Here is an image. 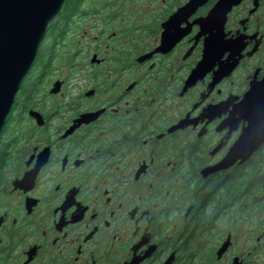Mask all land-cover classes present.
<instances>
[{
  "label": "flooded vegetation",
  "instance_id": "af4514ba",
  "mask_svg": "<svg viewBox=\"0 0 264 264\" xmlns=\"http://www.w3.org/2000/svg\"><path fill=\"white\" fill-rule=\"evenodd\" d=\"M191 1L121 0L110 98L96 84L71 97L73 72L52 84L68 95L52 112L35 98L23 108L18 97L45 71L30 68L0 132V264L257 263L264 142L214 169L264 130V0ZM62 21L49 22L37 55ZM27 118L38 140L21 157L14 134Z\"/></svg>",
  "mask_w": 264,
  "mask_h": 264
},
{
  "label": "rangeland",
  "instance_id": "374dc122",
  "mask_svg": "<svg viewBox=\"0 0 264 264\" xmlns=\"http://www.w3.org/2000/svg\"><path fill=\"white\" fill-rule=\"evenodd\" d=\"M120 3L121 0H87L83 3L82 10L75 17L76 22H71L70 29L73 28L72 33L59 35L56 39V54L51 60H45L46 69L43 71V81L34 96L36 101L42 103L40 109L50 113L52 112L51 107L56 102L62 103L68 97L66 86L63 91L56 95L51 94L50 90L56 80H65L66 76H72L73 72L76 73L74 77H80L81 80L77 84V89L71 92V97L73 94L88 89L92 84H96L100 88L102 95L100 94L99 98L112 97L110 80L107 79L110 77V68H114V14ZM65 9L67 11L69 7ZM47 50L48 45L45 42L42 44L40 51ZM95 54L98 59H104L102 64L91 63ZM48 56L50 55L48 54ZM36 75H40V72H37ZM92 79H95V82H91ZM43 101H46V103L44 104ZM38 130L39 128L35 126L32 120L29 118L27 120L23 119L15 130L14 137L19 142L12 149L13 152L18 150L21 157L28 154L36 145L38 135L34 133ZM20 161V158L13 160V164L8 167V170L16 172ZM7 175L11 174L7 173ZM262 189L260 201L264 209V187ZM251 222L255 223V220H251L249 223ZM255 235L252 236L248 233L246 241L256 242L258 234ZM262 241L263 251L258 256L256 264H264V240ZM240 242L243 244L238 239V247H241Z\"/></svg>",
  "mask_w": 264,
  "mask_h": 264
},
{
  "label": "water",
  "instance_id": "95a60500",
  "mask_svg": "<svg viewBox=\"0 0 264 264\" xmlns=\"http://www.w3.org/2000/svg\"><path fill=\"white\" fill-rule=\"evenodd\" d=\"M64 2L65 0H0V132L20 85L36 59L46 28L59 13ZM203 2L192 0L190 6L196 7ZM226 2L227 0H223L221 3L226 4ZM216 12L213 13L216 15ZM93 62L99 63L96 56ZM59 87V84L56 85L52 92H59ZM30 115L35 117L33 112ZM263 142L264 130L245 134L241 142L232 149L229 157L214 170L228 168L238 159L245 161ZM37 172L36 168L26 173L24 179L16 182L15 185L25 188L24 186L34 182ZM230 243V240L226 241L220 249V255L228 249ZM234 264L239 263L236 260Z\"/></svg>",
  "mask_w": 264,
  "mask_h": 264
},
{
  "label": "trees",
  "instance_id": "16d2710c",
  "mask_svg": "<svg viewBox=\"0 0 264 264\" xmlns=\"http://www.w3.org/2000/svg\"><path fill=\"white\" fill-rule=\"evenodd\" d=\"M87 0H65L61 10L59 11V13L53 18L54 19H62L63 21L59 24L55 23L52 24V26L54 27V33H51L50 35L54 34V39L52 40H47L46 44L48 45V50L41 52L39 50L36 61L32 64V66H36L39 65V67H44L43 69H46V65H45V60L46 59H52L54 57V55L56 54V44H57V38L59 37V35H65V31H63L62 29H67L70 28L72 26V24L70 23L71 20L75 19L76 16L79 15L80 11L82 10V5L84 2H86ZM69 7V9L66 11L63 8L64 7ZM52 21V20H51ZM57 31L59 33H57ZM52 51V53H51ZM48 54L50 56H48ZM38 63V64H37ZM33 66V67H34ZM25 93L24 95H20L18 98L19 99H23L26 98L25 102L23 103V108H28L30 106V101L31 99L34 98V94L37 91V86L36 84H29L28 86L25 87ZM262 179L264 180V175H262Z\"/></svg>",
  "mask_w": 264,
  "mask_h": 264
}]
</instances>
